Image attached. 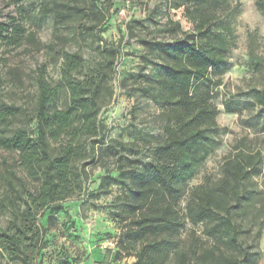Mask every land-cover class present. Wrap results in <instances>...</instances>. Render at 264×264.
<instances>
[{"label":"trees","instance_id":"16d2710c","mask_svg":"<svg viewBox=\"0 0 264 264\" xmlns=\"http://www.w3.org/2000/svg\"><path fill=\"white\" fill-rule=\"evenodd\" d=\"M166 1L174 9H183L192 29L183 31L168 16L160 30L168 40L137 39L148 55L156 52L161 65L150 77L139 74L142 95L158 106L161 139L143 147L115 142L108 149L117 176H108L105 186L114 183L121 189L115 259L132 258V264H253L255 254L245 240L240 215L257 191L250 182L262 162L259 151L236 147L224 159L219 179L191 188L184 215L180 209L184 187L212 152L218 132L211 85L219 82L226 68L234 48L233 30L219 13L222 0ZM255 6L264 12V0H256ZM101 7L109 13L112 4L104 1ZM101 11L96 8L98 23L106 20ZM80 12L64 13L43 6L39 22L52 16L57 26L59 20ZM98 23L83 32L95 29ZM24 34L13 23H0V44L18 43ZM26 39L36 42L35 33H28ZM109 66H114L112 59ZM77 67H82L81 56L64 54L58 85L45 79L46 65L37 69L32 135L23 127L10 130L8 120L15 109L0 106V150L14 153L23 174L34 184L22 190L12 185V224L0 229V253L10 263L36 264L46 246L39 217L48 211V226L55 225L60 204L82 189L85 160L96 158L105 144L98 121L100 84L93 77L73 79L71 72ZM61 90L67 96L65 106L51 108V99ZM257 102L264 109V88ZM224 109L231 112L228 104ZM15 176L12 171V178ZM186 221L201 225L200 235L207 241L194 230L184 233Z\"/></svg>","mask_w":264,"mask_h":264},{"label":"rangeland","instance_id":"374dc122","mask_svg":"<svg viewBox=\"0 0 264 264\" xmlns=\"http://www.w3.org/2000/svg\"><path fill=\"white\" fill-rule=\"evenodd\" d=\"M104 1L112 4L109 13L101 7ZM255 2L222 0L219 13L230 21L234 48L228 54L219 82L211 85V103L218 110L215 119L218 132L213 137L212 152L184 187L180 209L184 215L191 188L219 179L224 159L234 153L236 147L259 151L262 162L250 182L257 186V191L243 208L240 219L246 231L245 240L255 254L253 264H264V109L257 102V95L264 88V12L257 9ZM43 6L64 13L72 9L81 12L59 20L55 26L52 16L39 22ZM96 8L102 9L104 22L98 23ZM168 16L179 22L183 31L192 29L183 9H174L166 0H0V23H13L25 33L18 43L0 44V106L15 109L14 117L8 120L10 130L23 127L33 134L35 78L40 66L46 65L45 79L51 85H58L64 54H79L82 67L71 72L72 78L82 81L93 77L100 84L102 108L98 121L103 126L105 144L96 158L85 160L86 178L82 189L60 204L55 225L48 226V211L39 217L38 223L45 229L46 246L36 264L89 260L94 264L134 262L132 258L115 259L119 237L117 197L121 189L114 183L105 186L108 176H117L112 164L114 158L108 149L115 142H134L143 147L161 139L158 106L142 95L143 85H139L141 72L150 77L161 65L156 52L148 55L137 39L168 40L160 32ZM96 23L95 29L83 32L84 28ZM28 33H35L36 42L27 41ZM66 102V93L61 90L51 99L50 107L61 109ZM226 104L231 110L229 113L225 112ZM16 159L14 153L0 150L2 230L12 224V185L18 190L23 186L31 189L34 185L23 174ZM12 171L16 173L13 178ZM101 184L105 189L100 190ZM189 230L200 235L203 227L192 226L186 221L184 233ZM0 264L14 263L0 253Z\"/></svg>","mask_w":264,"mask_h":264},{"label":"crops","instance_id":"0c3cea01","mask_svg":"<svg viewBox=\"0 0 264 264\" xmlns=\"http://www.w3.org/2000/svg\"><path fill=\"white\" fill-rule=\"evenodd\" d=\"M77 264H94L93 261L89 260V261H83Z\"/></svg>","mask_w":264,"mask_h":264}]
</instances>
